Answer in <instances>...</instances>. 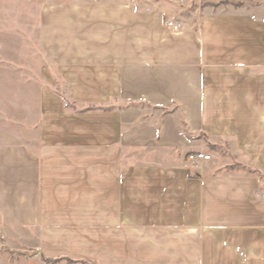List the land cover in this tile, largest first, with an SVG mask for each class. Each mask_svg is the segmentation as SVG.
<instances>
[{"label":"crops","instance_id":"0c3cea01","mask_svg":"<svg viewBox=\"0 0 264 264\" xmlns=\"http://www.w3.org/2000/svg\"><path fill=\"white\" fill-rule=\"evenodd\" d=\"M40 28L78 108L45 87L36 123L0 142V264H19L6 250L34 264H264L259 180L185 164L204 135L264 173L261 9L187 23L73 4L45 8Z\"/></svg>","mask_w":264,"mask_h":264},{"label":"rangeland","instance_id":"374dc122","mask_svg":"<svg viewBox=\"0 0 264 264\" xmlns=\"http://www.w3.org/2000/svg\"><path fill=\"white\" fill-rule=\"evenodd\" d=\"M100 2H129L135 8H159L165 11L167 19L178 15L185 18L187 23L190 18L196 20L206 9L255 8L261 9L264 16V0H0V142H10L12 133L30 129L36 123L38 95L45 87L57 93L65 107L78 108L73 104L69 86L59 77L55 65L47 60L42 50L41 14L51 6L93 5ZM46 72L53 79L51 84L45 80ZM89 107L93 105L83 106L87 109ZM198 137L203 142L201 152L208 154L210 159L196 163L186 160V166H200L208 175L255 176L259 180L257 194L264 198V173L234 153L228 139L210 143L204 135ZM4 252H8L6 256L12 261L17 259L19 264H34L33 252H19L20 255L15 256L9 250ZM40 259L42 264L75 262L66 258L49 259L43 256ZM80 263L90 264L86 261Z\"/></svg>","mask_w":264,"mask_h":264},{"label":"built area","instance_id":"2783aa9c","mask_svg":"<svg viewBox=\"0 0 264 264\" xmlns=\"http://www.w3.org/2000/svg\"><path fill=\"white\" fill-rule=\"evenodd\" d=\"M167 26L172 29V31H179L181 29V24L174 21H167ZM210 156L202 152L189 153L186 160L191 163H196L198 161L209 160Z\"/></svg>","mask_w":264,"mask_h":264}]
</instances>
